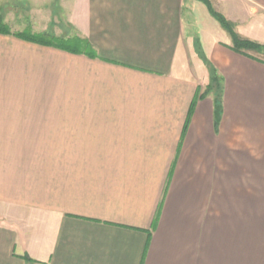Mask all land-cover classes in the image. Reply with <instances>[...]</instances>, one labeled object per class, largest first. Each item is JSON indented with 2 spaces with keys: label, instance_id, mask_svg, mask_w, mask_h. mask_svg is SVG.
<instances>
[{
  "label": "crops",
  "instance_id": "1",
  "mask_svg": "<svg viewBox=\"0 0 264 264\" xmlns=\"http://www.w3.org/2000/svg\"><path fill=\"white\" fill-rule=\"evenodd\" d=\"M198 1L54 2L50 33L96 56L52 49L98 64L102 103L32 105L0 78V264H264V51L192 32ZM210 1L264 45V0ZM61 144L100 148L41 152Z\"/></svg>",
  "mask_w": 264,
  "mask_h": 264
},
{
  "label": "rangeland",
  "instance_id": "2",
  "mask_svg": "<svg viewBox=\"0 0 264 264\" xmlns=\"http://www.w3.org/2000/svg\"><path fill=\"white\" fill-rule=\"evenodd\" d=\"M8 1L9 8L6 9L7 11L4 9L5 11L2 12L4 13V19L8 17L9 27L12 31H26L28 29L35 33H40L38 31L41 30L48 32L58 31V22L60 21L61 25L67 22V18H60V16L54 17L55 14L59 15L60 13L53 7L56 0H24L23 3H17L19 0ZM194 11H196L194 12L196 19L194 27L191 29L192 32L197 31L195 27L199 29L201 22H204L206 27L207 20L209 19L210 23H212L211 25H214L216 29L220 28L227 35L226 31H224L225 29L210 15L202 2H197ZM184 13L187 14L188 11L185 9ZM228 20L232 22L234 30L241 37V34H244V30L242 29L244 26V21L242 20L244 18H239L236 21ZM61 28L68 30L64 25ZM60 43L65 46L74 44L68 41H59ZM52 48L24 42L10 36H0V78L11 79L15 88L20 87L23 91L22 93L29 96V104L32 105L39 104L45 97H50L49 100L54 101L58 106H62L63 104L78 105L81 100H88L91 104H101V96L103 94L99 91L98 84H101V82L97 79H101L98 75L101 74L102 69L98 64L54 52ZM249 51L254 54H259L254 50ZM85 95L87 98H84ZM40 96H42V99L39 101L38 97ZM80 123L82 122L73 121L71 123L72 128L76 130H65L62 137L67 135V133L69 136L71 132L75 135L76 139H80L79 137H81L80 134L82 133L80 132L81 130L77 129ZM42 132L43 136L47 138H51L54 133L50 129L42 130ZM21 148L17 146L8 147V149H14V154L16 155H20ZM36 148L39 147H30V149L34 150ZM90 148L94 151L100 148V146L47 145L41 147V152L44 153L43 155H52L50 156L52 159L54 157L53 155L58 154L86 153L87 149L90 150ZM39 164L48 167L55 163L50 161ZM37 174V171L31 173V175L35 176Z\"/></svg>",
  "mask_w": 264,
  "mask_h": 264
},
{
  "label": "trees",
  "instance_id": "3",
  "mask_svg": "<svg viewBox=\"0 0 264 264\" xmlns=\"http://www.w3.org/2000/svg\"><path fill=\"white\" fill-rule=\"evenodd\" d=\"M199 1L206 6L210 15L214 17L221 24V26L229 33V35L232 38V42H233L232 49L234 51L239 53H244L243 50L264 51V45H260L256 42L240 37L234 30V26L232 22L227 20L220 12L215 10L210 0H199ZM0 33L13 35L19 39L43 46L63 49L74 53H85L86 55L91 57L96 56L95 50L89 44V42L86 39L78 36L59 37L50 32L35 33L32 32L30 29L26 31L12 32L10 27L1 18H0ZM59 41H63V42L68 41V42H73L74 44H72L73 46L72 45L65 46L62 45L61 43L59 44Z\"/></svg>",
  "mask_w": 264,
  "mask_h": 264
}]
</instances>
